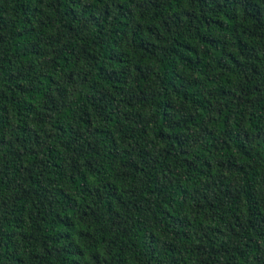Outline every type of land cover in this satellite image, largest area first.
<instances>
[{"label": "trees", "instance_id": "16d2710c", "mask_svg": "<svg viewBox=\"0 0 264 264\" xmlns=\"http://www.w3.org/2000/svg\"><path fill=\"white\" fill-rule=\"evenodd\" d=\"M0 264H264V0H0Z\"/></svg>", "mask_w": 264, "mask_h": 264}]
</instances>
